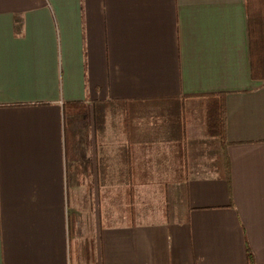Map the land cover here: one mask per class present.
Masks as SVG:
<instances>
[{
  "label": "crops",
  "instance_id": "crops-1",
  "mask_svg": "<svg viewBox=\"0 0 264 264\" xmlns=\"http://www.w3.org/2000/svg\"><path fill=\"white\" fill-rule=\"evenodd\" d=\"M173 102L191 119L141 118ZM0 264H264L245 0H0Z\"/></svg>",
  "mask_w": 264,
  "mask_h": 264
},
{
  "label": "trees",
  "instance_id": "trees-1",
  "mask_svg": "<svg viewBox=\"0 0 264 264\" xmlns=\"http://www.w3.org/2000/svg\"><path fill=\"white\" fill-rule=\"evenodd\" d=\"M245 7L248 19L251 77L253 80L264 81V0H245ZM215 103L218 105L209 109L208 127L209 131L218 137L221 150H224L227 127L226 110L223 99L221 101L216 100ZM102 107L104 106L102 105ZM68 108H76V114H83L86 112L87 107L83 103H73L69 104ZM95 109L101 111L98 106H95ZM126 130L128 133L131 132L129 125H127ZM129 162H131L130 159ZM220 164V171L229 183L231 175L230 162L224 154H221ZM125 172L128 176H136L141 172V169H125Z\"/></svg>",
  "mask_w": 264,
  "mask_h": 264
},
{
  "label": "rangeland",
  "instance_id": "rangeland-1",
  "mask_svg": "<svg viewBox=\"0 0 264 264\" xmlns=\"http://www.w3.org/2000/svg\"><path fill=\"white\" fill-rule=\"evenodd\" d=\"M172 107H175V109H159L157 108V110H154V109H149L147 111H143L145 113H141V115L143 117L141 118H147L145 120V123H148L149 121H151V123L154 125L159 119L158 117L162 116L164 114V117L163 118H168V113L170 111H172V113L169 114V117L170 118H173V117H177V119L180 120V118H186V119H191L192 117V114L193 112L190 111L188 105H184V104H181L179 102H173L171 103ZM123 111V110H121ZM112 116H115L116 113L120 112V109H118L116 106H114L113 108H111L109 111H108ZM173 116V117H172ZM159 146H164L163 144H159ZM166 160L164 157H162L159 161H164ZM167 172H166V177L167 179H164V178H161L160 179V184L161 186H164L167 182V181H170V177L171 178H175L176 176L180 177L181 175L184 176L183 171L184 169H177V171L175 169H166ZM92 177H91V181H92V197L93 198H101L102 200H105V196H104V193H105V188H102L100 187V189H98V176L95 172V169L92 170ZM176 177V178H177ZM168 183V182H167ZM114 192V190H112ZM111 190L109 192H112ZM110 194V193H109ZM74 195L76 197H83V196H87V193L85 191V194L83 193V190H81V188H76L75 189V193ZM109 198V197H108ZM108 204L110 205V199L107 200Z\"/></svg>",
  "mask_w": 264,
  "mask_h": 264
}]
</instances>
